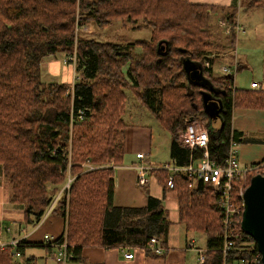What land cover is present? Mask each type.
<instances>
[{"label":"trees","instance_id":"16d2710c","mask_svg":"<svg viewBox=\"0 0 264 264\" xmlns=\"http://www.w3.org/2000/svg\"><path fill=\"white\" fill-rule=\"evenodd\" d=\"M249 5L264 10V0ZM216 12L232 26L224 33L226 47L213 44L210 18ZM237 12L235 4L190 0H0V170L8 179L10 202L22 209L24 228L59 216L63 229L55 243L65 241L71 261L80 264H87L82 251L89 247L139 248L153 256L148 243L156 237L166 248L170 221L161 199L147 194L141 208L113 205L111 166L124 157L125 91L170 135V164L185 166L189 152L180 146L177 130L187 119L206 117L204 88L191 84L183 62L201 66L212 86L224 91L215 95L222 108L219 127L209 134L210 159L223 165L229 143L242 142L241 132L232 128L233 109L264 110V91L234 89L232 75L219 77L213 70V49L235 45ZM117 21L149 26V40L124 45L79 35L89 22L105 28ZM136 45L141 51L135 55L129 47ZM58 53L75 56L72 86L41 80L42 63ZM206 61L211 68H205ZM198 157L196 151L193 159ZM152 172L163 195H175L185 232L205 236L202 264H222L223 214L216 193L183 174L172 175L168 188L170 173ZM241 215L236 218L241 237L234 256L226 257L229 262L245 253L243 247L257 252L254 240L241 231ZM36 245L43 244L20 239L17 247L0 249V264H35L33 256L20 263L14 253L21 257ZM44 247L52 253L51 244Z\"/></svg>","mask_w":264,"mask_h":264},{"label":"crops","instance_id":"0c3cea01","mask_svg":"<svg viewBox=\"0 0 264 264\" xmlns=\"http://www.w3.org/2000/svg\"><path fill=\"white\" fill-rule=\"evenodd\" d=\"M240 1L241 0H239V2ZM191 2L195 4L229 7L235 4L237 0H191ZM245 4L246 7H248L247 13L252 14L263 10L258 7H251L249 5V0H246ZM243 23L245 25H242L238 19L236 21V24L241 28L236 34L235 45L231 50L232 55L229 58H218L217 60H214V65L219 62L220 64H223L221 68L223 66H236V72L239 74L237 73L236 76H231V83L233 84L234 89L264 91V72H261L258 76L254 75L250 56L244 52L239 55L240 49L236 50V47H238L240 43H243V37L245 36L247 29L249 30V33H252V31L255 30L247 20L243 21ZM257 37L258 36L255 35L253 38L257 39ZM251 41L252 40L248 43ZM62 62L63 64H68L65 63L64 58L62 59ZM227 62L230 64L226 65ZM69 66L70 69L68 66H63L61 68L62 70H60L59 61L54 57L48 58L42 63V68L44 70L52 75H56V78L63 80L62 83L71 85L75 79V74L73 64H70ZM214 68L215 66H213V70ZM243 68H245V70ZM254 83L258 85L257 88L252 87V84ZM232 128L242 134V142L237 144L236 147L239 164L245 167L259 164L260 160L264 158V110L234 108L232 111ZM216 130V128H212L210 131L208 130V132L212 135ZM137 154H143L144 158L137 159ZM139 165L148 166L149 168H153V170H158V167L162 166L156 164L155 160L152 159L151 147L146 151H140V148H137L136 146L135 148L129 146L126 151L124 149V157L121 164L111 166L115 186L113 193L114 206L121 208H141L146 205V196L141 195L136 188L138 184L136 167ZM153 170H148L146 172V184L144 187L147 185L150 187V195L161 199L164 208L168 213L170 228L165 254L161 257L149 256L146 255L143 250L135 249L133 250V258L126 259L124 257V251H122L121 248L103 249L89 247L82 251V257L87 264H199L197 261L196 248L204 249L205 247H199L195 243L194 248L188 246L190 240H194L195 242L196 240L190 234L188 235L185 230L184 232H180L176 197L172 193V197L167 198L166 196L169 192L163 195V190L157 183L154 173L152 172ZM1 175L2 173L0 170V176ZM1 194L2 192L0 188V234L1 240L4 243H8L14 239H27V241H32L34 243H42L44 241L43 237L46 234L55 236L53 237L54 239L61 235L63 221L56 215L48 217L44 223L27 231L22 225L21 207L17 204H12L10 202V197H7V195L3 194L4 199H2ZM7 222H17L19 226L18 229L13 232L11 227L6 224ZM42 244H45L46 246L45 242Z\"/></svg>","mask_w":264,"mask_h":264},{"label":"rangeland","instance_id":"374dc122","mask_svg":"<svg viewBox=\"0 0 264 264\" xmlns=\"http://www.w3.org/2000/svg\"><path fill=\"white\" fill-rule=\"evenodd\" d=\"M245 1L246 0H241L239 3L237 2L235 3L238 11L237 19L239 20L240 23H242V25H245L243 21L247 20V22L251 26H253L255 30H253L252 33H249V30L247 29V32L243 37V43H240L239 46L236 47V50L240 49L239 55H241V53L244 52L250 56L251 66L254 69V75L258 76L261 72H264V38H263L264 11L261 10V11H257V13H252V14L247 13L248 7H246ZM220 19H221V14L217 12L213 13L210 18V28L213 31V33L216 34V36H214L213 44L215 45V47H220V46L226 47L225 45H227V43L224 40L225 38L224 30L223 28L220 27V21H221ZM79 35L84 38L94 39L97 41L126 45V44H133L136 41L149 40L151 36V29L149 26L143 24L142 22H139L137 24V27H134L133 25L122 24L120 21H117L111 23L105 28H100L93 22H89L79 30ZM255 35L258 36L257 39L253 38L255 37ZM259 36H263V37H259ZM250 40L252 41L248 43ZM129 49L135 55L140 53L141 51V48L138 45L129 47ZM213 51L214 53L211 55V57H213L215 60H217L218 58L220 59H224L226 57L229 58L232 55V51L227 50L226 48L213 49ZM72 56L73 55H70L68 58H64L63 53H58L54 57L56 60L59 61L60 70H62L61 68L63 66H68L70 69L69 66L70 64H63L62 59L64 58L67 63L69 62L71 63V61H69V58H71ZM229 64H230L229 62L226 63V65ZM222 65L223 64H220L219 62L215 63L214 72L216 76L219 77L225 76V74H223L221 71ZM125 69L126 67L124 68V70ZM243 69L245 70V68ZM42 71H43L41 74L42 82L45 83L63 82V80H61L60 78H56V75H52L51 73H49L44 69ZM237 73L238 72H234L233 75L236 76ZM125 96H126V107H125V112L122 116L125 125L124 138L122 139V143L125 151L128 149L129 146H132L134 148L136 146L137 148H140V151H146L149 147H151V157L153 160H155L156 164L162 165L163 163H168L170 161L169 159V145L171 141L170 135L161 127L158 121L137 101V99L129 91L127 90L125 91ZM196 121H198L199 123H203L205 126L206 123L208 122L207 119H205V121H200V120H196ZM211 127L213 129L215 128L218 129L219 121L217 118L211 120ZM262 160H260V162H262ZM0 188L2 192L1 194L2 199H4V195L10 197L11 195L10 186L8 183V179L4 175L0 176ZM136 188L137 190H139L141 195L146 196L147 194H150V187L148 185L145 187H140L137 184ZM166 197L167 198L172 197V193L169 192ZM6 224L9 227H11L13 232H15L19 227L17 222H7ZM26 229L27 231H30L31 227H26ZM62 229H63V225H62ZM180 230H181L180 232H184V229L181 225H180ZM189 234L193 236V238H195L196 240L195 244H197V246L202 248L205 247L204 235L188 233V235ZM46 235H48L51 238L55 237L51 234H46ZM43 245L45 246V244ZM44 246L36 245L35 247L26 248L25 253L21 257H17V261L20 263H24L29 256H33L36 259L35 264H57L54 258V254L56 253V250L52 248V253H49ZM66 264H78V263L69 260Z\"/></svg>","mask_w":264,"mask_h":264},{"label":"built area","instance_id":"2783aa9c","mask_svg":"<svg viewBox=\"0 0 264 264\" xmlns=\"http://www.w3.org/2000/svg\"><path fill=\"white\" fill-rule=\"evenodd\" d=\"M239 3V0H237ZM220 27L223 28L225 34L232 32V26L224 21H220ZM240 26L236 24L233 31L235 37L237 32L240 30ZM72 59V60H71ZM70 64L75 62V56L69 58ZM65 63L66 60H65ZM205 68H211L209 61L204 63ZM225 75H233L236 72V66L228 67L223 66L221 69ZM73 85V82L71 86ZM253 88H257V84H252ZM177 138L181 147L185 148L189 152V163L185 166H175L170 163L159 166L158 170H165L170 173L167 179V187H173V176L174 174H183L190 178L200 180L203 184L209 186L211 190L216 193L217 203L222 210V226H223V245L221 254L223 256L222 264H262L261 255L251 253L248 248L243 247L245 253L239 257L233 259V261H227L226 257L234 256L233 251L236 248V243L240 239V233L236 228V218L243 211V194L247 187H245L247 178L253 174V176L264 174V163L256 164L251 166H241L238 161L237 154V143L231 141L229 143L228 152L224 159L223 165H216V163L210 159L209 154V132L203 123L198 121H192L187 119L182 129L177 130ZM198 151V159H193L194 153ZM137 159H143V154H137ZM137 170V183L140 186L146 184V172L153 170L148 166L139 165L136 167ZM259 172V173H258ZM261 172V173H260ZM263 172V174H262ZM9 231V230H7ZM43 240L45 243L51 244L52 248L56 250L54 254L55 261L57 264H66L69 260L71 261V255L67 251V245L65 241L55 243V239L44 235ZM20 239L11 240L8 243H4L1 240L0 234V249H4L7 246L17 247ZM194 240L189 241V247L194 248ZM242 246H246L245 243H241ZM139 248H125L124 257L126 259L133 258V250ZM143 250V249H141ZM145 251V250H143ZM148 251L151 255L161 257L165 254L166 249L161 246L159 240L156 237L149 239ZM197 261L202 264L205 260V248H196ZM15 257H19V253H14ZM236 256V255H235Z\"/></svg>","mask_w":264,"mask_h":264},{"label":"water","instance_id":"95a60500","mask_svg":"<svg viewBox=\"0 0 264 264\" xmlns=\"http://www.w3.org/2000/svg\"><path fill=\"white\" fill-rule=\"evenodd\" d=\"M183 69L191 84L203 87L201 91L203 113L208 118L206 126L210 131L211 120L219 117L221 103L217 101V108L210 106L209 95L224 94V91L215 89L210 81L203 76L202 67L184 60ZM191 75V78L189 77ZM192 120V119H191ZM241 231L250 236L256 245L257 252L261 255V263L264 264V175L257 174L250 179L249 185L243 194V211L240 222Z\"/></svg>","mask_w":264,"mask_h":264},{"label":"flooded vegetation","instance_id":"af4514ba","mask_svg":"<svg viewBox=\"0 0 264 264\" xmlns=\"http://www.w3.org/2000/svg\"><path fill=\"white\" fill-rule=\"evenodd\" d=\"M189 77L191 78V75H189ZM192 79V78H191ZM204 91H206L205 89H204ZM219 100V98L218 97H216L215 95H213V93H210V95H209V102H208V104L210 105V106H215V109L217 108V101ZM220 101V100H219ZM206 117V116H205ZM206 119L208 120V118L206 117ZM214 119V118H213ZM212 119V120H213Z\"/></svg>","mask_w":264,"mask_h":264}]
</instances>
